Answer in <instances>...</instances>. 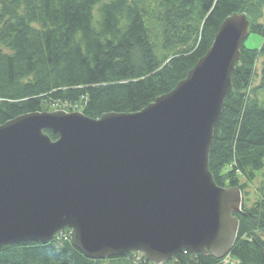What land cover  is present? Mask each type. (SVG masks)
<instances>
[{"label":"water","instance_id":"1","mask_svg":"<svg viewBox=\"0 0 264 264\" xmlns=\"http://www.w3.org/2000/svg\"><path fill=\"white\" fill-rule=\"evenodd\" d=\"M248 29L244 13L226 17L185 78L138 111L95 119L55 109L1 124L0 247L69 228L90 259L227 255L242 197L215 183L208 159Z\"/></svg>","mask_w":264,"mask_h":264},{"label":"trees","instance_id":"2","mask_svg":"<svg viewBox=\"0 0 264 264\" xmlns=\"http://www.w3.org/2000/svg\"><path fill=\"white\" fill-rule=\"evenodd\" d=\"M233 13L261 41L240 46L208 168L241 191L237 237L222 258L183 251L163 264H264V189L245 198L264 168V0H0V125L34 111H138L185 78ZM63 231L0 247V264H154L132 253L90 259Z\"/></svg>","mask_w":264,"mask_h":264},{"label":"rangeland","instance_id":"3","mask_svg":"<svg viewBox=\"0 0 264 264\" xmlns=\"http://www.w3.org/2000/svg\"><path fill=\"white\" fill-rule=\"evenodd\" d=\"M261 39L260 37L256 35H250L246 40H245V46L249 48H254L259 45ZM264 189V168L257 173V178L253 181V183L249 184V187L247 188L248 191V196L245 198H249L246 201L247 206L253 204V202L256 200L258 197V194ZM243 198V196H242ZM228 258L226 259V262H228Z\"/></svg>","mask_w":264,"mask_h":264}]
</instances>
